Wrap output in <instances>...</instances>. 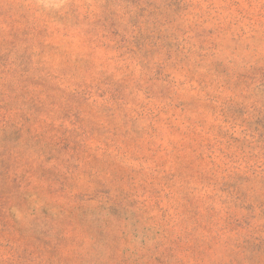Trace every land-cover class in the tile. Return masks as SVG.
Wrapping results in <instances>:
<instances>
[{
  "label": "rangeland",
  "instance_id": "374dc122",
  "mask_svg": "<svg viewBox=\"0 0 264 264\" xmlns=\"http://www.w3.org/2000/svg\"><path fill=\"white\" fill-rule=\"evenodd\" d=\"M0 264H264V0H0Z\"/></svg>",
  "mask_w": 264,
  "mask_h": 264
}]
</instances>
